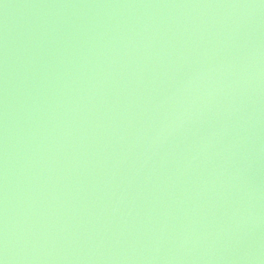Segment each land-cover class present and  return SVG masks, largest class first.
<instances>
[{
	"label": "water",
	"instance_id": "95a60500",
	"mask_svg": "<svg viewBox=\"0 0 264 264\" xmlns=\"http://www.w3.org/2000/svg\"><path fill=\"white\" fill-rule=\"evenodd\" d=\"M0 264H264V0H0Z\"/></svg>",
	"mask_w": 264,
	"mask_h": 264
}]
</instances>
